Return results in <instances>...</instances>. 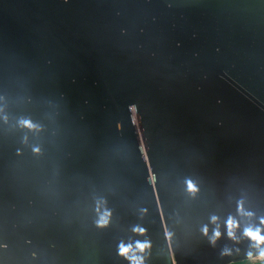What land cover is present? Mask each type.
I'll return each instance as SVG.
<instances>
[{"label":"water","instance_id":"95a60500","mask_svg":"<svg viewBox=\"0 0 264 264\" xmlns=\"http://www.w3.org/2000/svg\"><path fill=\"white\" fill-rule=\"evenodd\" d=\"M261 220L264 0H0V264H232Z\"/></svg>","mask_w":264,"mask_h":264},{"label":"clouds","instance_id":"9594fccd","mask_svg":"<svg viewBox=\"0 0 264 264\" xmlns=\"http://www.w3.org/2000/svg\"><path fill=\"white\" fill-rule=\"evenodd\" d=\"M26 127H33L30 122L22 121L21 122ZM189 190H193V186L189 183ZM217 218L214 216L212 217V221L215 222ZM99 224L103 225L107 223L106 216H102L98 221ZM261 223L264 224V220H261ZM227 227V236L231 239H236L234 230L238 227L237 221H235L231 216L228 217L226 221ZM135 230V229H134ZM140 231H143L142 229ZM204 233L207 234V228L203 229ZM221 235L218 229L213 230V234L210 237L211 242H215L217 238ZM243 235L247 237L250 241L253 242V245L259 249L258 257L260 259H264V248H261L260 245L264 244V235L261 234V229L259 227L253 228L251 226L245 227L243 230ZM148 247L147 243H136L135 247L131 244L129 245H120V255L124 256L130 261V264H143V258L138 256L137 252H143L144 249ZM228 253V249L224 250V254ZM249 258H252V254H248Z\"/></svg>","mask_w":264,"mask_h":264},{"label":"rangeland","instance_id":"374dc122","mask_svg":"<svg viewBox=\"0 0 264 264\" xmlns=\"http://www.w3.org/2000/svg\"><path fill=\"white\" fill-rule=\"evenodd\" d=\"M248 263L249 264H264V259H260V258L253 259V260H249Z\"/></svg>","mask_w":264,"mask_h":264},{"label":"trees","instance_id":"16d2710c","mask_svg":"<svg viewBox=\"0 0 264 264\" xmlns=\"http://www.w3.org/2000/svg\"><path fill=\"white\" fill-rule=\"evenodd\" d=\"M248 261H249V260H247V261H242V262H237V263H232V264H249ZM246 262H247V263H246Z\"/></svg>","mask_w":264,"mask_h":264}]
</instances>
